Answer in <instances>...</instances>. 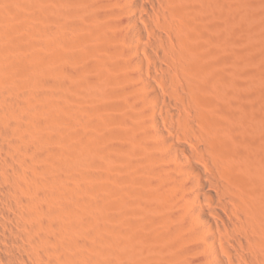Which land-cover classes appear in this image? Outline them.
Instances as JSON below:
<instances>
[{"label": "bare ground", "instance_id": "1", "mask_svg": "<svg viewBox=\"0 0 264 264\" xmlns=\"http://www.w3.org/2000/svg\"><path fill=\"white\" fill-rule=\"evenodd\" d=\"M198 1L31 0L35 61L0 0V264H264V154H241L250 126L223 92L189 100ZM101 31L121 68L89 96L64 52L102 51Z\"/></svg>", "mask_w": 264, "mask_h": 264}, {"label": "rangeland", "instance_id": "2", "mask_svg": "<svg viewBox=\"0 0 264 264\" xmlns=\"http://www.w3.org/2000/svg\"><path fill=\"white\" fill-rule=\"evenodd\" d=\"M11 1H13V0H11ZM30 1L31 0H18V1L16 0L17 4H15V2H13L14 6H13V8L11 7L12 8L11 10L13 11V12L11 11V14L13 15V13L15 12V14L17 15L15 17H18V19H15V21L17 20L16 22L13 20L10 22L15 23V25H17V23H18V25L19 24L20 25L26 24L24 26L28 30L25 27L23 28L22 32L25 31L26 33L24 32V35L19 36V39H20L19 41L23 45L26 46V48L28 49V52H32V51L37 52V53H35V56L37 54L38 57H34V55H31L29 53L31 57L32 56L34 57V58L32 57V59H35V61H36L41 55L43 57L45 56L44 50L41 49L45 45H44V41L40 40V38L38 36L33 35L31 33V31L29 32V30H30L29 24H31L32 20L34 19V17H32L33 14L31 13V10L28 9V5H27V3ZM54 1H56V0H54ZM199 1H198L199 3H197V5H195L196 7H198L195 9L198 10L199 13L197 12L196 13L197 15L196 14H194L195 16L193 15L195 18L190 17V15H192V13H191L192 10H191L190 6L194 5V3L192 4L190 2L191 5H189V7H190L189 9L191 11H190L189 18L188 17L186 18V20L188 19L186 22L190 21V25L192 22V24L194 25V26L192 25L193 28L195 27L194 30L196 32H193V33L197 34V35L191 34L192 37L193 36L194 37L193 38L191 37L192 40H190V42H192V44L194 46H192L191 44L189 45L190 42L188 43V45H189V50L194 49V51H195V52H193V50H192V54L190 53L194 59V63L193 62L192 63L195 66H193L192 64L191 65L193 67L197 68L195 70H197L199 72V73L197 72L199 80H198V78L196 80V82H199V84L195 83V85L197 86V87L195 86V88H197V89H195L196 95H194L195 96L194 98L190 97L189 100L191 102L195 103V105L197 104L196 106H199V104H200V106H201V104L202 105H206L207 103L211 104L212 102L215 101V99H214L215 94L217 95L219 93V91L221 93L223 92L222 94H225V98H226L223 101H225L226 104L230 103L232 105H230V104L229 105L233 106V108H230V110L234 109L233 111L237 110L238 112H240V115L243 119L242 122H245L246 126L252 127V128L247 127L248 132L251 131V133H247L246 132L247 130L246 131L244 130V129H246V128H244V127H246L245 125L243 126L244 131L242 130L243 132L242 133L240 132L241 135H239V137H241V138L244 137V139H245V140L241 139V142L243 141V143H244V145L242 144L241 148L239 147L241 154L253 156V154H251V153H256V154H258V156L255 155L256 158L259 157V155H261V154H262L261 156H263V154H264L263 153L264 143H262L263 141L260 139L264 140V138H263L264 133L262 132V131H264L263 130L264 129V126H263L264 125V0H199ZM23 2H24V4H23ZM203 5H205V6H203ZM25 8H26V10H24ZM28 17H29V19H28ZM10 20H11V18H10ZM18 21H20V22H18ZM196 24H197V26H196ZM188 25H189V23H188ZM196 27H198V28L196 29ZM188 28H192V27H188ZM179 31H180V29H179ZM102 32L103 31L99 32L98 34L101 33L102 37H104L103 35L105 33L104 32L102 33ZM188 33H190V32H188ZM100 35H99V37H100ZM105 36L108 39L105 40L106 37H104L105 39L101 37L100 39H103V41H100L99 38L97 39L94 35H92V37L91 36L90 37H91V40L93 42L92 41L91 42L97 47L99 45H101L102 49H103V46L107 45L106 46L107 48L105 47L102 50L101 48L98 47V50L101 49L102 51H105V50H110V51L112 50L113 52L116 51L117 47L115 46V42L113 41V39L112 40L110 39L111 35L107 36V33H106ZM185 36L187 39V41H186V46H187V42L189 41L188 37H190V34L188 37H187V35H185ZM40 41L43 42V46H42ZM112 41H113V43H112ZM101 42H104L105 45H103L104 43H101ZM98 43H99V45H97ZM177 46H178V43L176 44V48L179 50L180 46H179V48ZM182 46L183 45H181V47ZM191 46L194 48H192ZM82 47H83V45H81L80 48L78 47L77 50H76V48H74V49L71 48L70 53H69V51H67L68 53L64 52V55H65V59H67V57L69 55H71V57L74 56V55H72V53L75 54L74 51H76V54L78 53L77 55L80 54L79 56H77L79 58L73 57V59H70V56H69L68 57V59H69L68 64H69V67L73 66L74 68H76L78 66L81 68L83 66V68L88 69L87 72H90V73H87L88 76H86V78L83 77L84 83L83 82H80V83L84 84V86H85V87L81 88L83 90V92H86L83 94H88L90 96L91 94H93L95 92L94 90L96 89L95 88L96 80H98V81L101 80L102 83H103V81L107 80L106 82H104V84L109 85V86L111 85L110 83H108V81H112L111 78L117 74V70H116L115 66L118 65V63H119L118 59L119 58L116 60L118 55L115 54V52L111 55H108V56L106 55L104 57V56H102L103 54H101L102 51H99L96 53H94L95 51H92L93 52L92 53L90 49L87 50V48L85 46L83 48ZM183 47L185 48V46H183ZM187 48H185L184 51ZM190 48H192V49H190ZM148 49H150V48H148ZM98 50H96V51H98ZM153 50L154 49H150V51H149V53L151 52V55L153 53ZM181 51L183 52V48H180V52ZM186 51H188V49ZM116 52L118 53V51H116ZM182 52H181V55L183 54ZM65 53H67V54H65ZM193 53H195L196 56ZM197 54H199V55H197ZM114 55H115L114 58L111 57ZM90 56H93V57L90 58ZM175 56L177 59L178 58L177 55H175ZM188 56L187 55L185 56L187 58L184 57L185 60L186 59H192ZM181 57H183V55L182 56L179 55L180 59H181ZM101 58H103V59H101ZM184 58H183V61H184ZM75 59L78 61V63H76ZM107 59H109L111 64H113L112 66H111V64H109L110 62ZM173 59H174V56H172V59H171L172 62L170 60V63H172L174 66L175 62L178 63V61L176 59H174V61H173ZM183 61H182V64L184 63L187 65L189 64V62H191V60L190 61L187 60L186 63ZM204 61H205V64H204ZM96 62H98L99 65ZM105 62L107 63L108 66L106 65ZM197 62H199V63H197ZM70 63H71V65H70ZM206 63L208 64V66H205ZM79 65H81V66H79ZM180 65H181V63L179 64V66ZM187 65H184V67H186V68L189 67V65L188 66ZM201 65L204 68H200ZM101 66H102V68H101ZM118 66H120V65H118ZM118 66H116V67H118ZM173 66L171 67L172 69L175 68ZM179 66H178V68H179ZM73 67L72 68L70 67V69H74ZM103 68H105V69H103ZM107 68H109V70ZM120 68H121V66L119 67L118 70H120ZM214 68H216V69H214ZM192 69H194V68H192ZM174 70L176 71L177 69H174ZM214 70H217V71L220 70L221 73L220 72L217 73ZM90 75H91V77H90ZM119 75H121V76L123 75V70H121L118 73V77H119ZM115 77H117V76H115ZM85 79L87 82L85 81ZM203 84L205 87L203 86ZM81 85L78 86L79 90H80ZM215 91H217V92H215ZM221 93H219V94H221ZM93 95H95V94H93ZM93 95H91V96H93ZM212 95H214V96L212 97ZM222 96H224V95H222ZM225 102H223L221 104H224ZM226 104H225V106H226ZM225 108H227V106ZM230 110H229V112H230ZM233 111H231L230 113L232 114ZM242 124H244V123H242ZM101 128L102 127H100V129ZM260 128L261 129L263 128V129L261 130ZM104 129L105 128H102L101 131H104V132L108 131V130H106V129L104 130ZM239 131H241V130H239ZM249 136H251V137H249ZM95 146H94V144H91L90 146H88V151L90 150L89 152H92V151H94V148L96 150L97 146L96 147ZM84 152L85 151H83L82 153L84 154V157L87 158L89 155L87 156V154H85ZM86 152H87V149H86ZM88 159L90 160V162H92L91 157H89ZM261 161H263V157H262ZM257 162H258V160H257ZM89 164L86 166H84V165L82 166L81 163H74V166L76 165L75 167L79 168L80 170L86 171V170L92 169L93 164L92 163H89ZM262 164L263 165H261V166H264V163H262ZM78 183L80 185H84L81 181ZM87 185H88V188L91 186V185L89 186V184H86L85 187ZM249 185H251V184H249ZM257 186H255L253 183L252 187H254V188L251 189V186H250L249 187L250 192L253 191V192L257 193V191H254L257 188H261L260 191L262 190L261 186H259V185H257ZM255 187H257V188H255ZM253 192H251V193L253 194ZM258 193H261V192H258ZM254 195H258V194H254ZM79 205H85V204L79 203ZM86 210L87 209H84V211H83L84 215H86V217L88 216L91 218V216H92V215H90L91 213L88 212L89 210H87V211Z\"/></svg>", "mask_w": 264, "mask_h": 264}]
</instances>
